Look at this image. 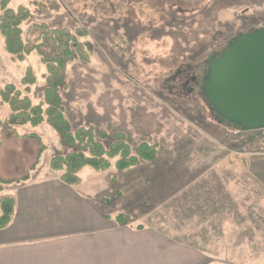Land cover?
<instances>
[{"label":"rangeland","instance_id":"rangeland-1","mask_svg":"<svg viewBox=\"0 0 264 264\" xmlns=\"http://www.w3.org/2000/svg\"><path fill=\"white\" fill-rule=\"evenodd\" d=\"M20 6L33 14L25 34L35 22L90 32V60L69 64L62 90L72 126L105 129L106 146L116 132L134 148L157 146L153 161L104 172L112 187L103 208L125 209L136 224L197 247L207 264H264V130L216 122L194 81L205 79L209 59L240 33L264 27V0H11V8ZM0 55V89L11 83L23 89L31 68L37 82L28 95L46 107L40 55L18 60L1 33ZM10 113L0 100V118ZM17 132L42 136L48 171L51 157L78 150L63 145L48 123ZM18 138L1 137L7 161L33 149Z\"/></svg>","mask_w":264,"mask_h":264},{"label":"crops","instance_id":"crops-1","mask_svg":"<svg viewBox=\"0 0 264 264\" xmlns=\"http://www.w3.org/2000/svg\"><path fill=\"white\" fill-rule=\"evenodd\" d=\"M34 140H17L33 146L18 151L29 159L24 165L19 156L7 161L0 147V179L15 181L2 195L17 204L11 224L0 230V264H207L197 247L157 226L136 224L135 214L125 209L103 208V196L112 187L104 172L84 169L81 184L71 187L41 159L35 165L39 149ZM119 213L131 216V223L119 224Z\"/></svg>","mask_w":264,"mask_h":264},{"label":"trees","instance_id":"trees-1","mask_svg":"<svg viewBox=\"0 0 264 264\" xmlns=\"http://www.w3.org/2000/svg\"><path fill=\"white\" fill-rule=\"evenodd\" d=\"M10 3L11 0H0V33L5 40L8 53L18 60L23 61L32 53L40 55L47 69L43 94L46 107L43 104H35L28 95L37 82L31 68L22 79L23 89L12 83L0 89L1 102L7 104L11 110L6 119L0 118V147L1 137L5 133L19 138L34 137L40 146L35 163L37 165L46 150L42 137L38 134L20 135L17 128L50 124L59 134L63 145L78 147L77 151L53 156L49 162L50 170L58 173L60 181L71 187L81 184V173L85 168L100 173L114 166L117 171L124 172L138 166L142 161L155 160L156 145L141 142L134 148L123 132H116L112 135L114 141L110 146H106L103 141L110 135L105 129L91 126L74 128L68 119L62 90L67 86L69 64L74 61L90 60L91 54L87 47L90 37L88 29L58 28L47 23L35 22L25 34L22 26L32 20L33 14L24 6L13 9ZM215 116L219 123H227L220 121L216 114ZM13 183H15L13 180L0 179V230L7 228L15 215L16 199L1 195L5 186ZM116 221L127 225L131 223V218L121 213L116 216Z\"/></svg>","mask_w":264,"mask_h":264},{"label":"water","instance_id":"water-1","mask_svg":"<svg viewBox=\"0 0 264 264\" xmlns=\"http://www.w3.org/2000/svg\"><path fill=\"white\" fill-rule=\"evenodd\" d=\"M205 101L241 131L264 130V27L240 33L209 59Z\"/></svg>","mask_w":264,"mask_h":264},{"label":"flooded vegetation","instance_id":"flooded-vegetation-1","mask_svg":"<svg viewBox=\"0 0 264 264\" xmlns=\"http://www.w3.org/2000/svg\"><path fill=\"white\" fill-rule=\"evenodd\" d=\"M194 81H195V89L197 88L198 90H200V92H201V94L203 96V91H202V82H203V80H201L200 78L199 79L194 78Z\"/></svg>","mask_w":264,"mask_h":264}]
</instances>
